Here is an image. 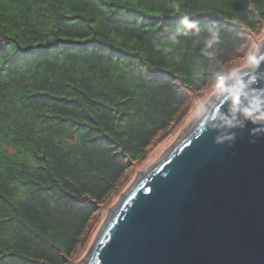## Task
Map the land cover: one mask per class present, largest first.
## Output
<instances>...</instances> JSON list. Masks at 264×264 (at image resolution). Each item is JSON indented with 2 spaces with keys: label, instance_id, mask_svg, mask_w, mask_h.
<instances>
[{
  "label": "trees",
  "instance_id": "16d2710c",
  "mask_svg": "<svg viewBox=\"0 0 264 264\" xmlns=\"http://www.w3.org/2000/svg\"><path fill=\"white\" fill-rule=\"evenodd\" d=\"M188 13L220 29L225 66L264 26V0H0V264L86 250L95 210L203 92L196 37L156 48Z\"/></svg>",
  "mask_w": 264,
  "mask_h": 264
},
{
  "label": "water",
  "instance_id": "95a60500",
  "mask_svg": "<svg viewBox=\"0 0 264 264\" xmlns=\"http://www.w3.org/2000/svg\"><path fill=\"white\" fill-rule=\"evenodd\" d=\"M216 135L196 125L131 188L85 264H264V137Z\"/></svg>",
  "mask_w": 264,
  "mask_h": 264
},
{
  "label": "clouds",
  "instance_id": "9594fccd",
  "mask_svg": "<svg viewBox=\"0 0 264 264\" xmlns=\"http://www.w3.org/2000/svg\"><path fill=\"white\" fill-rule=\"evenodd\" d=\"M162 44L156 45L157 51L169 56L177 51L183 42L196 37L194 42L199 51L194 57L195 68L192 82L204 92L192 101V123L203 125V131L216 132L213 143L216 146L235 142L237 132L248 129V136L255 139L264 137V42H244L235 48L239 63L225 66L218 58L222 33L215 25L198 24L191 13L181 15L174 26L165 29ZM211 67L207 75L202 68L204 62ZM214 100L226 104L224 112L216 111Z\"/></svg>",
  "mask_w": 264,
  "mask_h": 264
},
{
  "label": "rangeland",
  "instance_id": "374dc122",
  "mask_svg": "<svg viewBox=\"0 0 264 264\" xmlns=\"http://www.w3.org/2000/svg\"><path fill=\"white\" fill-rule=\"evenodd\" d=\"M253 40L257 42H264V26L256 33V35L253 37ZM203 95L204 92L197 96H194L193 100ZM193 100L188 103L190 104V106L186 108V111L184 112V117L182 116L179 118L178 123L176 124L174 129L168 135H161L162 137L160 136V139L154 137L153 140L158 139L156 141V144L151 149H148L146 154L141 157V160L137 161V163L134 162L130 164L131 166H129L130 171H128V180L126 183L121 185L123 187L119 190H116L110 196L105 205L95 210L94 214L95 218L97 217V220L94 221L95 224L91 231V234L87 242L84 243V245L87 244L86 250L79 255V258L78 256L73 258L72 264L86 263L91 252L90 248H92L95 238L98 237L97 235H99L106 223L112 218L113 214H115L119 205L124 200L125 196L130 191V189L134 186L139 185L142 180L147 177H145L144 175L146 173H149V171L154 169L156 166H158L163 161L165 156L174 148H176V146H178V142H180L185 135L187 136L189 134L188 132H191V130L196 126L192 123V114L190 111ZM127 162L130 163V161ZM132 166L134 167L131 168ZM131 171H133L132 174ZM143 176L145 178L140 179Z\"/></svg>",
  "mask_w": 264,
  "mask_h": 264
},
{
  "label": "bare ground",
  "instance_id": "6f19581e",
  "mask_svg": "<svg viewBox=\"0 0 264 264\" xmlns=\"http://www.w3.org/2000/svg\"><path fill=\"white\" fill-rule=\"evenodd\" d=\"M214 101H215V100H214ZM212 104H213V102H212ZM195 125H196V124H195ZM188 130H189V129H188ZM191 131H192V130H191ZM188 133H190V132H188ZM185 136H186V135H185ZM185 136L181 139L180 142H178V145H180V144L184 141ZM179 139H180V138H179ZM177 147H178V146H176V148H174L171 152H169V153L165 156V158H167V157H168L173 151H175V150L177 149ZM165 158H164V159H165ZM148 170H149V169H148ZM152 170H153V169H152ZM150 172H151V171H149V173H150ZM149 173H146L147 175L145 174L144 176H145V177H146V176L148 177V176H149ZM144 176H143L142 178H140V179L145 178ZM140 179H139V180H140ZM142 181H143V180H142ZM136 184H137V183H136ZM134 187H135V186H134ZM116 212H117V211H116ZM116 212H115V213H116ZM113 216H114V214H113ZM113 216H112V217H113Z\"/></svg>",
  "mask_w": 264,
  "mask_h": 264
}]
</instances>
